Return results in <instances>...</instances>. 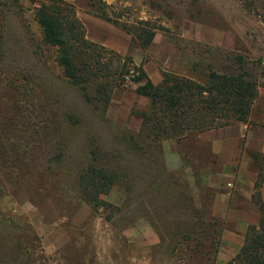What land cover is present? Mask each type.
Segmentation results:
<instances>
[{
  "label": "rangeland",
  "instance_id": "374dc122",
  "mask_svg": "<svg viewBox=\"0 0 264 264\" xmlns=\"http://www.w3.org/2000/svg\"><path fill=\"white\" fill-rule=\"evenodd\" d=\"M66 1L89 40L122 54L132 35L116 22L158 28L150 48L133 51L137 64L153 63L157 84L164 71L199 78L193 67L204 51L264 62V0ZM39 6L0 0V264H227L234 255L224 236L236 226L209 209L212 192L199 178L212 180L222 164L202 132L153 142L133 114L150 100L131 81L107 107L87 102L44 43ZM259 93L253 123L264 116V77ZM249 158L263 186L264 152ZM87 169L116 179L105 206L86 191Z\"/></svg>",
  "mask_w": 264,
  "mask_h": 264
},
{
  "label": "trees",
  "instance_id": "16d2710c",
  "mask_svg": "<svg viewBox=\"0 0 264 264\" xmlns=\"http://www.w3.org/2000/svg\"><path fill=\"white\" fill-rule=\"evenodd\" d=\"M40 6L36 20L42 29L44 43L57 50L56 61L64 76L96 108L108 106L113 90L131 81L135 93L150 100L146 110L133 111L143 120V131L153 141L182 140L191 132H205L246 123L259 98L260 78L264 77L262 59L243 52L204 51L197 55L193 71L199 78L169 71L156 84L144 64H137L135 48L146 50L154 43L158 28L140 22L134 30L120 25L132 35L127 54H122L87 37L85 24L75 6L66 0H34ZM264 5V4H263ZM100 17L110 21L106 13ZM225 57V58H224ZM83 184L96 207L105 206L102 199L116 184L105 169H87ZM253 201L260 214L259 223L250 225L244 244L227 264H264V202L261 183L255 185Z\"/></svg>",
  "mask_w": 264,
  "mask_h": 264
},
{
  "label": "crops",
  "instance_id": "0c3cea01",
  "mask_svg": "<svg viewBox=\"0 0 264 264\" xmlns=\"http://www.w3.org/2000/svg\"><path fill=\"white\" fill-rule=\"evenodd\" d=\"M144 67L156 83L159 75L153 71V63ZM251 120L201 133V141L210 147L215 161L222 164L220 173H216L212 180L205 175H201L199 179L202 188L212 192L209 206L212 215L217 216L221 211L236 226L233 230L228 229L229 235L224 236L228 240L227 245L233 249L230 250L231 255H235L244 243V239L241 242L238 236L241 234L244 237L249 226L258 224L260 219L258 210L251 211L259 177L258 173L249 170L247 163L250 162V151L264 152V116L255 123ZM261 193L264 202V184L261 186ZM199 207H203L202 202Z\"/></svg>",
  "mask_w": 264,
  "mask_h": 264
}]
</instances>
